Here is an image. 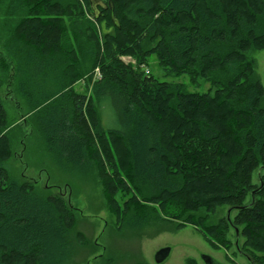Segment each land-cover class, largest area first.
Returning a JSON list of instances; mask_svg holds the SVG:
<instances>
[{
	"label": "trees",
	"instance_id": "1",
	"mask_svg": "<svg viewBox=\"0 0 264 264\" xmlns=\"http://www.w3.org/2000/svg\"><path fill=\"white\" fill-rule=\"evenodd\" d=\"M0 13L14 23L3 48L48 151L74 173L101 167L121 226L184 218L226 247L232 227L239 253L235 226L242 255L264 264V81L248 54L264 48V0H0ZM151 58L210 86L146 73ZM96 66L102 79L77 91ZM8 127L0 98V264H67L74 210L9 176ZM121 193L130 194L123 205ZM220 205L236 209L233 226L193 216Z\"/></svg>",
	"mask_w": 264,
	"mask_h": 264
},
{
	"label": "rangeland",
	"instance_id": "2",
	"mask_svg": "<svg viewBox=\"0 0 264 264\" xmlns=\"http://www.w3.org/2000/svg\"><path fill=\"white\" fill-rule=\"evenodd\" d=\"M13 24V21L0 13V98L7 112V133L11 147L5 166L10 177L29 183L46 195L63 196L74 210V224L69 233L68 246L72 258L67 264H208L204 257L206 255L219 264H250L245 256L236 252L232 227L225 231L224 238L230 245L226 247L214 245L206 239L200 226L183 222L184 218L150 220L141 227H130L127 224L121 226L111 202V194L102 178L101 167L96 162L92 161L90 167L79 174L61 167L55 161L40 135L33 111L17 90L15 59L8 56L3 48ZM248 54L254 59L256 72L264 81V48H253ZM121 59L136 64L130 55H122ZM80 62L83 66L90 65L88 59ZM142 67L146 73L161 80L183 83L192 91H206L210 86L201 80V84L195 87L189 83L186 74L168 75L154 58ZM89 75L92 76L91 81ZM102 77L100 67L96 66L81 75L74 88L90 94L91 83ZM102 118L105 128L117 125L114 108L109 101L102 110ZM261 172L264 173V169ZM253 180L258 182L255 173ZM128 197L130 194H118L120 205ZM229 210L228 205H220L214 212L202 209L193 212V216L199 218L207 213L205 223L214 225L226 218ZM235 214L236 209H233L231 217ZM240 241L244 243L245 237H241ZM166 247L170 249L169 255L158 262L157 251Z\"/></svg>",
	"mask_w": 264,
	"mask_h": 264
},
{
	"label": "water",
	"instance_id": "3",
	"mask_svg": "<svg viewBox=\"0 0 264 264\" xmlns=\"http://www.w3.org/2000/svg\"><path fill=\"white\" fill-rule=\"evenodd\" d=\"M261 170H262V167L259 168L258 172H257V176L260 177V173H261ZM233 207H230V210L228 211V215H227V219L228 221L230 222V224L233 226V222H232V219H231V213L233 211ZM234 229H235V245L239 251V254H243V252L241 251L240 247H239V230L237 227L233 226ZM169 252H170V249L169 248H162L160 250L157 251L156 253V260L158 262H162L165 258H167V256L169 255ZM207 263L208 264H219L217 261H215L213 258L209 257V256H204ZM248 261L250 262V264H253L251 262V260L249 258H247Z\"/></svg>",
	"mask_w": 264,
	"mask_h": 264
},
{
	"label": "flooded vegetation",
	"instance_id": "4",
	"mask_svg": "<svg viewBox=\"0 0 264 264\" xmlns=\"http://www.w3.org/2000/svg\"><path fill=\"white\" fill-rule=\"evenodd\" d=\"M246 257V256H245Z\"/></svg>",
	"mask_w": 264,
	"mask_h": 264
}]
</instances>
